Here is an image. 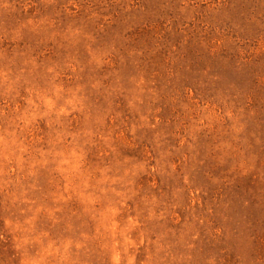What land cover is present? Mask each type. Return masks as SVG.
Masks as SVG:
<instances>
[{"label": "rangeland", "instance_id": "1", "mask_svg": "<svg viewBox=\"0 0 264 264\" xmlns=\"http://www.w3.org/2000/svg\"><path fill=\"white\" fill-rule=\"evenodd\" d=\"M0 264H264V0H0Z\"/></svg>", "mask_w": 264, "mask_h": 264}]
</instances>
